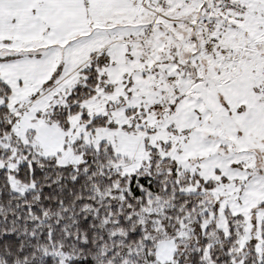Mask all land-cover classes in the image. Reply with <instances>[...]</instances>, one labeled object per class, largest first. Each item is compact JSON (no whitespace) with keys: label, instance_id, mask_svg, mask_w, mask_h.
<instances>
[{"label":"snow or ice","instance_id":"snow-or-ice-1","mask_svg":"<svg viewBox=\"0 0 264 264\" xmlns=\"http://www.w3.org/2000/svg\"><path fill=\"white\" fill-rule=\"evenodd\" d=\"M0 264H264V0H0Z\"/></svg>","mask_w":264,"mask_h":264}]
</instances>
